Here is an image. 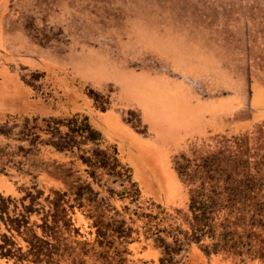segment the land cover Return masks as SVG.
<instances>
[{
  "label": "rangeland",
  "instance_id": "obj_1",
  "mask_svg": "<svg viewBox=\"0 0 264 264\" xmlns=\"http://www.w3.org/2000/svg\"><path fill=\"white\" fill-rule=\"evenodd\" d=\"M198 74L233 96L236 119H251L245 131L191 135L199 107L186 89ZM254 83L264 88V0H0V125L74 116L98 134L73 133L64 154L39 147L33 161L60 167L38 172L27 230L12 237L21 253L25 237H41L38 255L0 264H264V110L250 99ZM25 144L0 135V161ZM8 174L0 195L17 201L32 180ZM248 190L252 208L239 207ZM57 197L65 204L50 230L42 217ZM74 197L79 207H69ZM98 226L112 241L105 248Z\"/></svg>",
  "mask_w": 264,
  "mask_h": 264
},
{
  "label": "trees",
  "instance_id": "obj_2",
  "mask_svg": "<svg viewBox=\"0 0 264 264\" xmlns=\"http://www.w3.org/2000/svg\"><path fill=\"white\" fill-rule=\"evenodd\" d=\"M15 129V133H12ZM62 129H64L62 131ZM10 131V132H9ZM77 136H84V138L88 141H95L98 138V134L92 130L87 123L85 122V118L77 119L76 117L71 118H38V117H31L26 118L23 117L21 119H13L5 120L0 125V135L2 136H12L16 142H24L26 145L17 146V152L14 154L15 160H12L10 154L6 156L7 160L0 161V174L9 175V169H12L17 175L27 176L31 181V184L27 188H22L23 194L22 196L16 200L10 197H3L0 195V221H4L5 225V232L0 235V257L12 259L14 263H19L27 256H37L38 255V248H36V244L38 242H42L41 237H36L35 235L31 234L28 238H24L25 243V251L23 253L20 252V248H14V242L12 237L20 234V232H24L27 230V216L32 211L31 205L34 204L36 198L41 194V191L36 188L34 182V178L37 176L38 172L41 170H47L48 167L50 169H57L60 167L59 164L55 163L54 161H50L48 166H42V163H37L33 161L37 155L40 146L48 147L50 150L57 152V153H68L71 150H74L73 140L74 134ZM36 148L33 150V148ZM24 149L22 152L21 150ZM34 152V153H32ZM28 153V155H26ZM114 153V151H113ZM30 155V156H29ZM0 154V158H1ZM9 157V158H8ZM30 157V158H29ZM96 165V164H95ZM174 168L178 174H181L182 167L174 163ZM184 169V168H183ZM200 181L202 183H206L205 172L200 170ZM204 178V179H202ZM188 191L189 188H188ZM54 194L57 193V190L52 191ZM190 195V194H189ZM256 197V194L251 193L248 190L245 196L239 195L241 199L236 202L239 207L245 205L246 207L252 208V201ZM191 198V196H189ZM65 201L62 197H57L56 199L47 202V210L43 214L42 217V226L46 227L45 223L50 224V230L55 226L57 222V218L55 217L57 214V209L60 207V203L63 205ZM68 202V200L66 201ZM69 207L76 205L79 207L80 200L79 197H74L69 202ZM11 208V215L8 212V209ZM17 211V213L15 212ZM236 211L242 213V209L238 208ZM46 220H48L46 222ZM99 228V230H98ZM102 229L100 226L95 228V236H96V243L100 248H105L107 245H111L112 241L106 240L107 237L105 232H101ZM6 232L8 234L6 235ZM42 231L43 235H47ZM46 240V239H45ZM45 257L49 255V252L44 253ZM36 260V259H35Z\"/></svg>",
  "mask_w": 264,
  "mask_h": 264
},
{
  "label": "crops",
  "instance_id": "obj_3",
  "mask_svg": "<svg viewBox=\"0 0 264 264\" xmlns=\"http://www.w3.org/2000/svg\"><path fill=\"white\" fill-rule=\"evenodd\" d=\"M207 76L208 75L206 74H198L196 78L187 82L186 90L188 91L189 95L188 101L191 105L196 103L199 107V112L198 114H195V120L193 121V124L198 125L200 130L198 132L196 131L191 133V135L195 137L198 136L197 134L200 135L208 130L214 132H221L226 129H230L235 132L245 131L250 125L251 119L246 116L242 117L241 119H236V114L240 108L234 101H232L233 96L229 95L224 97L222 86L220 85L216 87V83H214L213 89L208 90L205 85ZM209 77H214L216 79V72L214 71L212 74L210 73ZM257 85L254 83L253 87H251L250 94H252L254 90L256 95L254 98L252 95H250V99L254 104L256 101L260 102V107L256 109V113L258 114L264 110V88L260 85ZM224 100L227 102L225 107L221 105ZM218 106L223 109L221 110V113L219 112L220 109ZM208 110L209 112H207ZM186 139L187 138L184 140Z\"/></svg>",
  "mask_w": 264,
  "mask_h": 264
}]
</instances>
